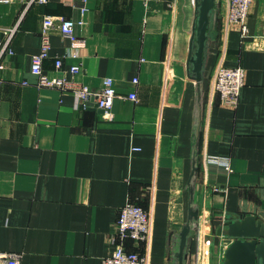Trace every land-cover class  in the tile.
<instances>
[{"label": "crops", "instance_id": "obj_1", "mask_svg": "<svg viewBox=\"0 0 264 264\" xmlns=\"http://www.w3.org/2000/svg\"><path fill=\"white\" fill-rule=\"evenodd\" d=\"M225 9L215 0L197 81L194 0H0V42L17 23L0 57V252L19 264H100L131 201L152 216L145 264H179L186 225L182 264H222L226 216L264 219V0L251 3L245 35ZM46 15L73 21L78 44L50 27L43 71L92 89L112 78L109 114L38 84L30 65ZM219 64L244 69L235 106L212 88Z\"/></svg>", "mask_w": 264, "mask_h": 264}, {"label": "built area", "instance_id": "obj_2", "mask_svg": "<svg viewBox=\"0 0 264 264\" xmlns=\"http://www.w3.org/2000/svg\"><path fill=\"white\" fill-rule=\"evenodd\" d=\"M9 1V0H1ZM47 0H28L32 2L44 3ZM253 0H226V9L224 21L226 25H235L240 29L242 35L248 32L247 18L250 5ZM85 10V8H83ZM81 21H79L80 23ZM58 26L61 33L71 40V47L76 49L78 41L74 33V22L62 17L46 15L42 20L41 45L39 51L32 57L30 71L37 76L40 86L57 87L63 90H70L75 98L87 106L89 103L95 105L105 113L110 112L112 101L117 92L113 79L105 77L102 86L99 89H92L89 86L77 81L68 80L63 76H48L42 69V60L49 54L48 29ZM17 23L3 31L4 37L0 42V57L2 53L10 49L11 39L16 31ZM75 54V52H73ZM55 66H61V60H55ZM2 65L0 64V68ZM78 70L77 65L70 67V71L75 73ZM137 83V78L133 79ZM244 84V69L240 65L226 66L219 64L215 67L212 75V88L218 94L220 103L225 106H235L237 103L240 88ZM131 99H136L135 91L128 94ZM211 161V160H210ZM219 161V159H217ZM225 168L229 169L226 161ZM152 230V216L150 210L143 206L128 201L121 206L115 221L114 230L111 238L115 243L114 251L100 260V264H145L147 261L146 254L140 250V244L148 243ZM127 241H130L132 248L127 247ZM0 262L5 264H19L18 254L14 252H0Z\"/></svg>", "mask_w": 264, "mask_h": 264}, {"label": "water", "instance_id": "obj_3", "mask_svg": "<svg viewBox=\"0 0 264 264\" xmlns=\"http://www.w3.org/2000/svg\"><path fill=\"white\" fill-rule=\"evenodd\" d=\"M215 0H194L195 18L187 58V69L194 79L200 81L204 63V49L208 39L210 14ZM226 225L217 234L229 243L224 250L222 264H264V219L254 214L226 216ZM189 226L183 227L180 236L178 260L182 264L183 250Z\"/></svg>", "mask_w": 264, "mask_h": 264}, {"label": "trees", "instance_id": "obj_4", "mask_svg": "<svg viewBox=\"0 0 264 264\" xmlns=\"http://www.w3.org/2000/svg\"><path fill=\"white\" fill-rule=\"evenodd\" d=\"M128 247V246H127ZM128 248H130V247H128Z\"/></svg>", "mask_w": 264, "mask_h": 264}]
</instances>
